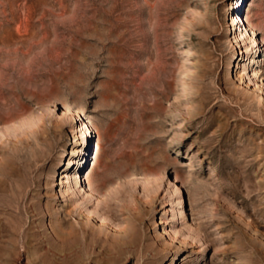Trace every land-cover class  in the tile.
I'll list each match as a JSON object with an SVG mask.
<instances>
[{
  "label": "rangeland",
  "instance_id": "1",
  "mask_svg": "<svg viewBox=\"0 0 264 264\" xmlns=\"http://www.w3.org/2000/svg\"><path fill=\"white\" fill-rule=\"evenodd\" d=\"M0 264H264V0H0Z\"/></svg>",
  "mask_w": 264,
  "mask_h": 264
}]
</instances>
